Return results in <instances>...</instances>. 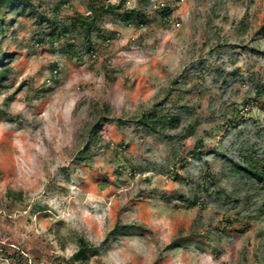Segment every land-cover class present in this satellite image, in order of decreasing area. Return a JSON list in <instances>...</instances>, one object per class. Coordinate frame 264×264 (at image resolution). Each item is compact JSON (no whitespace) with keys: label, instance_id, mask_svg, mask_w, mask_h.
Wrapping results in <instances>:
<instances>
[{"label":"rangeland","instance_id":"obj_1","mask_svg":"<svg viewBox=\"0 0 264 264\" xmlns=\"http://www.w3.org/2000/svg\"><path fill=\"white\" fill-rule=\"evenodd\" d=\"M0 26V264H264V0Z\"/></svg>","mask_w":264,"mask_h":264},{"label":"trees","instance_id":"obj_2","mask_svg":"<svg viewBox=\"0 0 264 264\" xmlns=\"http://www.w3.org/2000/svg\"><path fill=\"white\" fill-rule=\"evenodd\" d=\"M21 0H0V7H14L18 2H20ZM121 10H122V5L121 4H117V5H112V4H108L106 6H101L99 7V15L100 16H121ZM89 17L90 16H82L79 18V25H81L83 28L84 27H88V25H90L89 22ZM126 17H133V14H131V16H128L126 14ZM0 30H2L1 26H0ZM1 80V78H0ZM143 119V117H142ZM145 119V118H144ZM169 120L171 121H176L177 118H169ZM195 152V151H194ZM253 178H256L258 182L260 183H264V168H262V170L260 172L253 170L250 172Z\"/></svg>","mask_w":264,"mask_h":264}]
</instances>
